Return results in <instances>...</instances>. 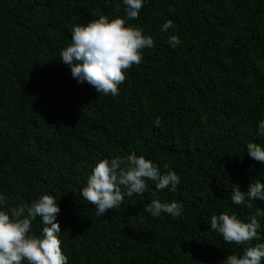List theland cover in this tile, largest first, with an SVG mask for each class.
Listing matches in <instances>:
<instances>
[{"label": "trees", "instance_id": "1", "mask_svg": "<svg viewBox=\"0 0 264 264\" xmlns=\"http://www.w3.org/2000/svg\"><path fill=\"white\" fill-rule=\"evenodd\" d=\"M101 13L126 16L123 0H0V195L7 205L53 195L68 264H223L264 243V217L250 245L226 243L210 229L212 215L248 222L264 210L262 201L249 209L230 198L233 185L247 191L250 180L264 183V164L246 151L250 141L264 147V0H144L139 19L126 22L155 46L126 71L117 96L78 83L59 58L72 27ZM167 20L174 26L162 32ZM173 34L180 38L174 48ZM133 152L162 174L175 171L177 191L146 181L142 196L98 216L81 189L100 160ZM153 199L176 201L182 215L152 217L144 206ZM41 229L37 218L33 233Z\"/></svg>", "mask_w": 264, "mask_h": 264}, {"label": "clouds", "instance_id": "2", "mask_svg": "<svg viewBox=\"0 0 264 264\" xmlns=\"http://www.w3.org/2000/svg\"><path fill=\"white\" fill-rule=\"evenodd\" d=\"M126 16L109 18L103 13L86 25L72 27L71 43L60 53L61 62L70 66L73 78L78 83L87 82L98 94L117 96L118 85L126 79V71L142 62V50L155 46L153 38L143 34L142 29L128 24L127 20L139 19L144 0H123ZM119 8V5H117ZM93 17L97 13L91 14ZM173 21L167 20L162 32L172 28ZM168 44L173 48L180 44L178 35H170ZM160 124V118L155 121ZM258 135L264 137V120L258 124ZM246 151L250 158L264 164V147L248 142ZM152 181L157 190L169 188L177 191L180 177L175 171L161 173L159 167L143 155L135 152L125 157L100 160L87 179L80 195L89 204L95 205L96 214L103 215L109 209L119 208L125 197L142 196ZM231 201L235 205L252 208V201L264 202V183L250 180L248 190L241 191L233 185ZM182 205L153 199L144 206L152 217L166 213L172 218L182 215ZM61 209L56 198L48 193L41 194L30 204L8 206L6 197L0 195V264H68V257L61 247L58 234L60 224L56 219ZM258 217L264 210L257 208L248 222L235 214L221 212L212 215L210 229L219 233L229 244L250 245L260 238ZM40 218L41 234L32 230L33 221ZM264 258V243L244 248L243 254H228L223 264H261Z\"/></svg>", "mask_w": 264, "mask_h": 264}]
</instances>
